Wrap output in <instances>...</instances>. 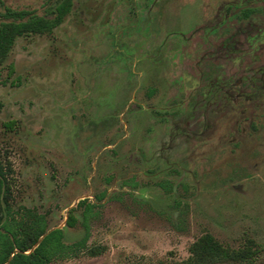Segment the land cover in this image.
I'll return each instance as SVG.
<instances>
[{
  "label": "rangeland",
  "instance_id": "1",
  "mask_svg": "<svg viewBox=\"0 0 264 264\" xmlns=\"http://www.w3.org/2000/svg\"><path fill=\"white\" fill-rule=\"evenodd\" d=\"M56 1L0 0V13L47 15ZM226 1L72 0L52 31L15 39L0 63L11 207L44 214L68 244L86 235L84 248L50 264H184L204 232L257 249L214 264H264V97L194 106L216 73L264 64L263 44L232 59L204 33L202 17ZM84 198L94 203L85 222Z\"/></svg>",
  "mask_w": 264,
  "mask_h": 264
},
{
  "label": "trees",
  "instance_id": "2",
  "mask_svg": "<svg viewBox=\"0 0 264 264\" xmlns=\"http://www.w3.org/2000/svg\"><path fill=\"white\" fill-rule=\"evenodd\" d=\"M72 0H58L50 8L47 15H38L26 9L5 7L0 13V63L7 57L18 36L31 33H47L60 24L70 11ZM13 67L10 65V72ZM1 107V102H0ZM15 121L4 123L5 128L12 130ZM11 165L0 157V264H50L55 257L68 253H76L84 248L86 235L81 240L68 244L63 239L60 227L52 228L35 245L37 239L49 227L45 215L34 208L22 206L14 211L11 207ZM84 205L83 222L87 219L94 203L86 198L77 202ZM74 207L68 210L65 224L69 227L77 223L73 215ZM254 243L249 240L241 248H229L222 245L212 234L204 232L188 246L189 255L184 264H214L226 261H243L252 259L257 253ZM103 247L91 246L87 253L97 255Z\"/></svg>",
  "mask_w": 264,
  "mask_h": 264
},
{
  "label": "flooded vegetation",
  "instance_id": "3",
  "mask_svg": "<svg viewBox=\"0 0 264 264\" xmlns=\"http://www.w3.org/2000/svg\"><path fill=\"white\" fill-rule=\"evenodd\" d=\"M165 8H159V11L153 13L156 32V27L166 17ZM190 9L186 10L189 18L192 16ZM202 18L206 22L202 24L204 33L219 38L216 47L219 55L236 59L246 56L258 44L264 45V0H229L224 4L219 3L214 15ZM263 97L264 64L252 69H234L230 75L216 73L213 80L205 83L196 93L194 106L209 108L221 99L242 106Z\"/></svg>",
  "mask_w": 264,
  "mask_h": 264
},
{
  "label": "water",
  "instance_id": "4",
  "mask_svg": "<svg viewBox=\"0 0 264 264\" xmlns=\"http://www.w3.org/2000/svg\"><path fill=\"white\" fill-rule=\"evenodd\" d=\"M68 212L66 214V218H67ZM52 228L48 229V231H46L45 233H43L36 241L35 245L39 243V241L47 234V232H49Z\"/></svg>",
  "mask_w": 264,
  "mask_h": 264
}]
</instances>
